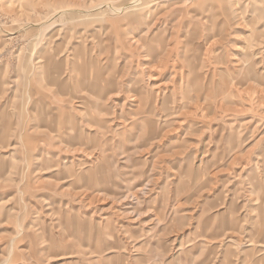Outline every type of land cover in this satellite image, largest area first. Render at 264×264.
<instances>
[{"label": "rangeland", "instance_id": "374dc122", "mask_svg": "<svg viewBox=\"0 0 264 264\" xmlns=\"http://www.w3.org/2000/svg\"><path fill=\"white\" fill-rule=\"evenodd\" d=\"M0 264H264V0H0Z\"/></svg>", "mask_w": 264, "mask_h": 264}]
</instances>
